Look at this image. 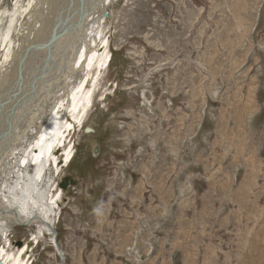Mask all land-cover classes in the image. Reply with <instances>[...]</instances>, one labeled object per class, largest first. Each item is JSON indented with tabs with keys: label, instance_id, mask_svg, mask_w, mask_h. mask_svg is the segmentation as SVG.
I'll list each match as a JSON object with an SVG mask.
<instances>
[{
	"label": "rangeland",
	"instance_id": "obj_1",
	"mask_svg": "<svg viewBox=\"0 0 264 264\" xmlns=\"http://www.w3.org/2000/svg\"><path fill=\"white\" fill-rule=\"evenodd\" d=\"M17 1L0 11L15 7L22 44L34 0ZM106 3L93 31L109 67L72 162L50 168L49 203L78 181L54 222L64 264H264V0ZM7 232V254L60 264L32 227Z\"/></svg>",
	"mask_w": 264,
	"mask_h": 264
},
{
	"label": "bare ground",
	"instance_id": "obj_2",
	"mask_svg": "<svg viewBox=\"0 0 264 264\" xmlns=\"http://www.w3.org/2000/svg\"><path fill=\"white\" fill-rule=\"evenodd\" d=\"M105 2L85 0L86 13L82 22L78 23L77 0L70 6L71 11L67 16L70 0H34L27 14V26L30 29L22 35V44L11 39L14 18L12 10L15 7L0 11V53L4 56L3 60L0 59V69L3 70L0 100L16 92L15 99L12 98L1 113L4 115L2 130L5 133L0 142L2 264H31L26 244L18 248L14 255L5 252L6 245H2V240L11 227H32V239L35 241L45 236L49 241L55 238L54 222L61 207L62 193L60 187L58 191L53 189L56 194H50L53 201L48 202V194L52 191L50 181L53 180L50 168L54 163V170H59L72 162L73 148L68 147L72 141L68 143V138L71 131L83 128L99 94L103 80L101 75L109 67L110 61L106 69L103 68L107 62V57L104 58L105 42L100 39L99 43L102 42L104 46L99 48L98 37L93 31L98 23V19L93 17L96 14L94 10L105 7ZM40 3L49 4L48 14L51 18L42 16ZM65 16L69 28L66 32L63 29L66 27ZM58 18L63 24L57 30L60 31V38L51 44L50 60H46L47 46H42L36 51L31 49L29 57L20 66L19 61L25 48L35 42L46 43L45 39L48 40L53 33ZM36 21H41L39 26H35ZM18 67L21 68L22 79L16 88ZM85 84L94 85L91 95V89L87 91L90 92L88 98L81 94ZM88 104L90 107L86 109ZM13 107L14 114L8 118ZM81 112L83 120L79 119ZM6 119H11L7 129ZM31 191H36V196Z\"/></svg>",
	"mask_w": 264,
	"mask_h": 264
},
{
	"label": "water",
	"instance_id": "obj_3",
	"mask_svg": "<svg viewBox=\"0 0 264 264\" xmlns=\"http://www.w3.org/2000/svg\"><path fill=\"white\" fill-rule=\"evenodd\" d=\"M78 4H77V15H78V23H81L82 22V19L86 13V9H84V4H85V0H77ZM74 3V0H70V4H69V10H68V13L66 14V16L68 14H70V11H71V8L70 6ZM104 4H107L106 2ZM65 16V28L64 29V32L68 31L69 28L67 27V17ZM61 18V17H60ZM60 18L57 19L56 23H55V28H54V31L53 33L50 35L49 39L46 40L45 39V42L44 44H42L43 41H40V42H35L33 44H31L29 47L25 48V53L21 56L20 58V61H19V65L21 66L22 63H24V61L29 57V53L31 52V49H34L35 51L40 49L42 46H47V55H46V60H50V57H51V51H52V47H51V44L54 43V41H56L57 39L60 38V31L57 32V30L59 29V27L63 24L61 23L60 21ZM61 28V27H60ZM22 79V75H21V68L18 67V73H17V77H16V82L18 83V86L16 88L19 87V85L21 84V80ZM15 95H16V92H13L12 94H10L6 99H3L1 98L0 100V142L1 140L3 139L5 133L3 132V128H2V122H3V118H4V115L2 113V109L3 107H6V105H8V103L11 101V99H15ZM14 107H13V110L11 109V114L9 115L8 118L12 117V115L14 114ZM7 118V119H8ZM6 119V129L9 127V123L11 122V119L8 121ZM86 131H90L88 128H86ZM78 185V181L76 178H73L71 176H68L66 178H64L59 187L65 191L67 190V188H72V187H75ZM53 233L56 234V232L53 230ZM56 244V245H55ZM52 245L56 251V253L58 254L59 258H60V264H64L65 263V256L64 254L62 253L60 247L57 245L56 243V237L53 238V241H52ZM22 245L21 243L18 244V247L20 248ZM0 264H2V262L0 261Z\"/></svg>",
	"mask_w": 264,
	"mask_h": 264
}]
</instances>
